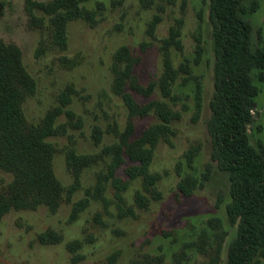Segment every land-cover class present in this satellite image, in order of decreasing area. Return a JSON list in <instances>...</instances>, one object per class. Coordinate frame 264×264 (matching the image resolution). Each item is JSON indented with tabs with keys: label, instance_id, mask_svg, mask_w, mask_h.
<instances>
[{
	"label": "rangeland",
	"instance_id": "1",
	"mask_svg": "<svg viewBox=\"0 0 264 264\" xmlns=\"http://www.w3.org/2000/svg\"><path fill=\"white\" fill-rule=\"evenodd\" d=\"M25 2L0 0V40L21 49L23 64L36 82V93L25 102L24 114L30 123H39L49 109L59 104L60 94L69 88L70 103L66 108L73 112L74 119L69 124L62 114L58 123L66 127L67 133L49 138L58 149L53 169L64 188L59 209L52 213L46 207H39L5 215L0 221V264H102L114 251L121 252L117 264H130L142 254L158 256L161 264H209L218 244L221 246L218 264H225L236 228L226 216L230 183L211 159L207 129L214 94L208 1L89 0L85 8L94 13L93 21L69 22L67 46L63 50L52 43L48 17L37 8L33 13L43 20L44 27L32 26ZM253 3L257 4V10L242 13L241 17L251 25L254 48L264 50V0H244L243 6L248 9ZM156 16L159 21L153 33H149V24ZM178 21L182 50L172 49L171 57L174 66L187 64L190 74L187 81H183L185 75L177 79L172 99H164L181 118L172 123L174 135L158 143L150 166V172L160 177L156 190L161 198L151 200L146 209L137 208L135 194L142 190V184L140 180L133 181L124 192V199L136 217L119 219L115 190L110 183L104 202L93 201L88 194L93 191L97 176L105 172L108 158H98L85 168L79 187L70 192L74 179L66 169L65 153L73 148L78 154L96 155L116 140L115 133L126 126L128 113L122 98L112 90L114 53L127 46L139 58L134 68L137 83L146 87L157 82L163 72L161 41ZM199 40L204 53L196 61L195 46ZM251 75L259 92L246 133L250 146L259 151L264 148V80H259L256 71ZM198 89L202 92V106L198 119L193 121ZM128 91L140 104L163 100L159 92L145 97L129 88ZM157 122V117L150 114L136 118L134 123L140 132ZM95 127L103 132L98 145L91 138ZM192 148H197L198 154L188 165L185 154ZM208 166L211 172L203 187L189 196L179 192L180 180L189 176L199 182ZM117 176L126 178L123 168ZM11 180L12 175L0 169V190ZM85 200L86 208L72 219L74 205ZM47 232L58 234L62 241L40 244L37 237ZM73 241L82 243L79 253L83 259L76 263L70 262L66 249ZM260 264H264V258Z\"/></svg>",
	"mask_w": 264,
	"mask_h": 264
},
{
	"label": "trees",
	"instance_id": "2",
	"mask_svg": "<svg viewBox=\"0 0 264 264\" xmlns=\"http://www.w3.org/2000/svg\"><path fill=\"white\" fill-rule=\"evenodd\" d=\"M89 0H51L47 3L26 0L25 9L31 24L43 28L44 22L35 16V8L48 17L52 30V43L63 50L67 46V25L73 20L91 23L94 13L85 8ZM209 21L212 32L214 56V94L210 101L211 117L207 129L211 138V159L219 171L224 172L230 183V201L226 205V216L235 226V237L229 244L225 264H260L264 258V148L259 151L250 146L246 128L253 119L255 97L259 90L253 83L252 72L264 80V50L254 48L251 25L241 14L255 12L257 4L243 6L244 0H207ZM159 18L156 16L149 24L153 33ZM178 21L169 29L168 36L161 41L163 72L157 82L143 87L137 83L134 68L139 58L127 46L120 47L113 55L111 72L112 90L120 96L127 109V123L123 130L116 131V140L102 148L96 155L78 154L71 148L65 153L67 171L74 182L70 192L79 187L83 170L98 158H108L104 173L99 174L91 194V200H105L107 184L115 190L118 218H135L134 209L126 205L124 192L131 182L140 180L142 190L135 194L137 208L146 209L151 200H158L161 194L156 185L160 177L150 172L158 143L174 135L172 123L181 118L180 113L172 110L164 99L173 98V85L182 75L187 81L190 68L185 63L174 66L171 51L182 50ZM204 53L199 40L195 46L196 61ZM130 90L145 97L159 92L163 100L152 99L140 104L134 100ZM70 89L59 96V104L49 109L37 124L30 123L24 114V104L36 93V82L27 72L22 59L21 49L14 43L0 40V169L12 175V180L0 190V221L11 211L36 210L46 207L56 212L63 200L64 188L53 169V160L58 149L49 138L67 133L66 127L58 123L63 114L69 124L74 119L72 111L66 107L70 103ZM202 92L195 95V114L193 121L200 115ZM154 114L158 122L137 132L136 118ZM79 126V125H78ZM103 137L101 129L95 127L91 138L95 145ZM198 149L192 148L185 154L190 165L197 156ZM123 168L126 178L117 176ZM211 169L206 167L201 181L185 177L178 183V190L189 196L209 179ZM87 206V200L80 201L71 210L74 219ZM212 224V222H210ZM215 223V221H214ZM42 245L57 244L62 238L54 233H42L38 237ZM82 243L73 241L66 249L70 262L83 259L79 253ZM218 244L216 254L209 264H218L220 254ZM120 251H114L102 264H117ZM158 256L142 254L130 264H161Z\"/></svg>",
	"mask_w": 264,
	"mask_h": 264
}]
</instances>
